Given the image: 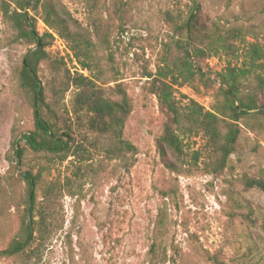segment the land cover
Here are the masks:
<instances>
[{"label":"rangeland","instance_id":"obj_1","mask_svg":"<svg viewBox=\"0 0 264 264\" xmlns=\"http://www.w3.org/2000/svg\"><path fill=\"white\" fill-rule=\"evenodd\" d=\"M53 1L70 13L72 28L89 37L93 59L89 71L81 70L65 40L47 47L51 60L39 66L41 85L56 127L70 131L74 149L63 161L25 149L22 162L11 163L12 131L19 135L34 124L17 75L32 45L16 40L0 15V251L19 228L24 171L41 170V186L53 187L47 200L38 190L37 203L56 226L39 259L0 252V264H264V191L241 182L244 175L264 176V118L237 122L235 151L222 170H215L217 153L202 131L183 138L179 155L167 152L175 165L169 168L156 146L167 116L153 93L158 69L181 57L176 43L185 34L178 27L196 5L211 30L199 45L215 39L217 29L230 50L201 57L210 83L196 75L174 94L182 105L193 99L205 110L218 107L224 97L217 73L248 64L252 45L264 51V0ZM37 28L45 29L40 20ZM75 72L93 78L105 96L117 99L124 91L130 111L123 136L134 146L131 153L110 156L112 141L94 133L88 115L78 111L73 85L64 92ZM249 81L256 84L253 76ZM258 96L264 103V87ZM238 200L247 208H238Z\"/></svg>","mask_w":264,"mask_h":264},{"label":"trees","instance_id":"obj_2","mask_svg":"<svg viewBox=\"0 0 264 264\" xmlns=\"http://www.w3.org/2000/svg\"><path fill=\"white\" fill-rule=\"evenodd\" d=\"M194 8L196 12H190L178 27L185 34V38L176 43L182 52L178 63L160 67L157 72L160 78H157L158 83L153 85V93L167 116L162 133L157 138V152L166 167H174V163L167 157V152L179 155L182 152L183 138L196 136L202 131L217 153L215 170H222L235 151L240 133L237 122L251 115L264 118V103L258 96L259 90L264 87V77L257 70L264 71V51L259 46L252 45L248 50V64L241 67L228 64L217 73L224 97L218 107L205 110L193 99L180 104L174 94L175 86L189 83L196 75L205 85L211 82L200 65L201 57L217 55L220 50H230L225 35L218 33L217 29L214 32L217 34L215 39L208 40L204 47L199 45L201 37L207 38L211 30L199 12L197 13L196 5ZM0 15L2 21L14 31L16 40L32 45L23 55L17 75L19 85L25 91L32 108L34 124L31 130L19 135L12 131L9 149L11 155H7L8 160L16 165L20 164L25 149H30L33 152L56 155L63 161L72 155L73 137L69 130L60 131L56 127V114L46 98L45 88L41 85L39 66L42 62L51 60L47 47L54 40L53 34H56L66 41L81 70L89 71L93 59V43L84 33L72 28L70 13L60 8L53 0H0ZM38 20L44 24L45 29L42 32L37 28ZM231 32L232 36L239 33L236 29ZM189 45L192 46V53L189 52ZM58 61L65 66L61 59ZM251 76L256 81L255 85L250 84ZM72 85L76 90L74 105L78 111H84L88 115L90 128L94 133L104 135L112 141L106 152L114 158L131 153L134 146L123 136L130 111V103L124 91H120V97L117 99L105 96L93 78L79 72L68 76V85L64 92ZM196 156L195 154V160ZM21 180L26 186V192L19 214V228L0 252L27 260L39 259L42 248L51 238L56 226L50 218V211L37 203V192L42 189L41 200H47L53 187L41 186V170L36 173L31 169L24 171ZM241 182L245 189L257 188L264 191V176L244 175ZM235 203L238 208H247L243 200ZM16 208L19 210L20 204H17ZM250 212L253 213L248 209L246 215L251 216Z\"/></svg>","mask_w":264,"mask_h":264},{"label":"built area","instance_id":"obj_3","mask_svg":"<svg viewBox=\"0 0 264 264\" xmlns=\"http://www.w3.org/2000/svg\"><path fill=\"white\" fill-rule=\"evenodd\" d=\"M53 36H54V40H53V42H52V44H51V48L52 47H55V45H58L59 44V41H61L62 39L61 38H59L56 34H53ZM69 53V52H68Z\"/></svg>","mask_w":264,"mask_h":264}]
</instances>
